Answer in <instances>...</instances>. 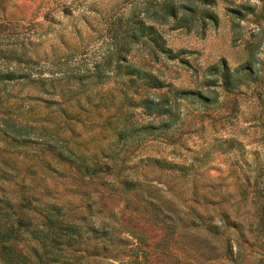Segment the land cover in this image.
<instances>
[{
	"label": "rangeland",
	"instance_id": "1",
	"mask_svg": "<svg viewBox=\"0 0 264 264\" xmlns=\"http://www.w3.org/2000/svg\"><path fill=\"white\" fill-rule=\"evenodd\" d=\"M157 1L0 0V48L30 59L0 56V69L26 72L0 79V221L22 193L30 227L39 203H60L106 232L85 240L106 244L113 264H264V47L251 34L264 0H207L215 20L178 27L152 18ZM238 2L256 15L231 11ZM126 17L153 23L170 49L151 54L144 39L127 54L166 83L147 91L166 99L158 115H118V91L134 88L116 67ZM235 68L244 82L226 89L220 76ZM2 119L24 134L3 133ZM48 144L90 165L70 168Z\"/></svg>",
	"mask_w": 264,
	"mask_h": 264
},
{
	"label": "trees",
	"instance_id": "2",
	"mask_svg": "<svg viewBox=\"0 0 264 264\" xmlns=\"http://www.w3.org/2000/svg\"><path fill=\"white\" fill-rule=\"evenodd\" d=\"M206 2L207 0H180L175 3L173 0H159L154 4V10L151 13L152 18L158 20L170 17L174 27L188 24L190 20L196 17H208L210 20H215L212 11L201 6V3ZM237 4L236 7L230 9L234 13L243 15L245 9L248 13L256 15L255 4L250 5L244 2ZM178 10L181 11L178 12ZM252 29L251 34L255 36V45L263 44L264 47V11L260 13L259 19L254 22ZM144 39L149 41L151 54L170 52V49L164 46L161 33L153 23L145 24L142 20H130V17H126L118 38V63H116V67L118 66L120 84L134 88L130 92L126 89L118 91V109L124 110L118 115L122 119L127 117L128 109L134 106H140V111L147 114L153 112L158 115L165 112V109L162 108V102L166 99L163 96L160 98L150 97L147 91L159 88L166 83L151 68L144 67V62L131 61L127 57L131 42L144 41ZM0 56L14 58L16 62L30 60L29 57L18 51L17 46L10 44L5 49L0 48ZM108 60L110 62L109 56ZM250 61H246L247 69H251ZM238 70L239 68H235L234 73L224 71L221 74V82L224 88L230 89L244 82V74L238 73ZM24 76H26L24 71L11 68L0 69V79ZM259 88V95L264 99V85ZM1 124L3 133L6 132L13 137L24 134L25 125H18L7 119H2ZM121 133L118 130V135ZM46 148L52 158L66 163L70 168L79 169L81 166L87 168L90 165L84 157L73 156L68 153L66 147L48 144ZM91 168H95V164H92ZM0 177H5L4 173H1ZM20 194L15 201L8 202L12 215L7 218V221H0V262L3 264H89L86 257L93 255L97 260L96 264H113L107 259H112L114 253L106 247V244L102 243L100 249H97L96 243L88 245L85 240L89 233L96 238L103 237L106 233L104 230L99 232L92 226L82 223L79 219L75 220L71 213L63 209L62 204L53 200L38 204L34 210L37 216L30 227L32 216L24 213L25 196ZM260 222L264 228L263 217H261ZM19 230L24 232L25 251L17 247L21 240ZM106 257L108 258L106 259Z\"/></svg>",
	"mask_w": 264,
	"mask_h": 264
}]
</instances>
